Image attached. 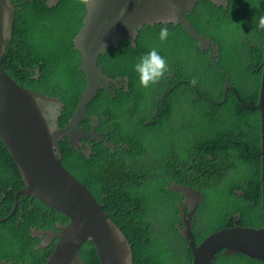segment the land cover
Instances as JSON below:
<instances>
[{
    "label": "trees",
    "instance_id": "obj_1",
    "mask_svg": "<svg viewBox=\"0 0 264 264\" xmlns=\"http://www.w3.org/2000/svg\"><path fill=\"white\" fill-rule=\"evenodd\" d=\"M14 2L17 20L4 68L20 87L60 99L64 110L57 125L62 128L86 87L75 39L84 23L87 0H61L55 7L43 0ZM260 15H264V0H228L227 7L198 1L191 20L200 33L220 46V70L184 26L175 23H167L166 40L159 39L161 25L145 26L137 46L125 39L100 54L103 71L115 80L129 77L130 86L100 89L86 113L88 118H99L97 130H109L111 142L130 148L113 154L104 142H95L89 157L69 147L65 139L59 143L61 161L106 204V212L132 245L134 264L192 263V249L175 228L180 220L178 193L169 190L180 179L192 180L206 197L200 206L204 213L198 216L202 220L197 217L194 229L197 244L220 228L263 225L262 127L257 108L264 70V29L256 26ZM151 49L166 59L168 70L144 87L134 65ZM176 78L193 79L198 91L216 102L223 100L228 78L235 93L228 91L227 101L215 105L201 98L192 85L176 86ZM165 92L169 93L160 101ZM173 122L179 127L172 128ZM82 125L93 129L90 119ZM109 160L119 176H112L106 168ZM0 184V218H4L25 183L1 138ZM6 193L11 194L6 197ZM20 200L16 213L0 223V234L12 237L11 245L0 240V262L47 264L54 248L37 249L31 227L55 229L56 223L67 224L69 219L37 199L30 201L21 195ZM81 258L84 264H101L91 241L82 247ZM216 262L263 264L239 252L227 255L224 250L218 252Z\"/></svg>",
    "mask_w": 264,
    "mask_h": 264
},
{
    "label": "water",
    "instance_id": "obj_2",
    "mask_svg": "<svg viewBox=\"0 0 264 264\" xmlns=\"http://www.w3.org/2000/svg\"><path fill=\"white\" fill-rule=\"evenodd\" d=\"M60 1L51 0L47 5L55 7ZM138 1L140 0H87L84 23L75 39L76 47L81 52V69L85 73L86 87L69 122L60 128L56 124L64 110L60 99L20 87L4 68V55L13 41L18 9L14 0H0V138L4 140L17 161L25 182V187L16 193V204L12 213L19 204V195L23 194L26 198H37L69 219L66 225L61 224L59 228L57 235L59 241L47 264H84L81 249L88 241L96 246L101 264H134L132 245L106 212V204L102 205L92 190L73 175L61 161L59 143L65 139H68L69 146L76 149L81 148V139L104 142L113 152L116 148L108 138L96 131L93 123V130H87L82 126L88 118L87 107L96 99L100 89L111 90L113 85L118 88L126 86L129 89L130 86L129 77L115 80L103 71L99 65L100 54L106 52L108 48L119 46L125 39L131 41L133 46H137L140 31L145 26L161 25L162 21L182 24L198 41L201 50L213 46L217 52L220 51V46L200 33L188 18L199 0H171L175 7L174 14L165 8L163 4L165 0H147L150 2V9L153 8L151 15L154 16L149 21H145L143 17L141 19L140 16L147 11L141 8L138 10ZM166 1L170 5V0ZM210 1L218 6H228V0ZM158 6L163 9H158ZM165 11L170 12L171 16L164 18ZM139 18V24L133 22ZM129 29H134L133 35ZM228 91L235 93L227 80L223 86V101L215 103L216 105L227 101ZM257 108L261 112L262 127L261 183L264 217V70ZM93 121L98 124L100 122L98 117ZM86 154L92 155V151ZM173 188L179 192L175 186ZM173 188L171 191H174ZM179 190L188 196H198V193L190 188L182 187ZM195 206L196 202L192 204L191 212L183 226L178 227L187 241V246L192 249L191 264H219L216 258L220 250H224L227 255L239 252L264 264V223L260 227L234 224L220 228L197 244L192 232L195 221L191 218ZM237 217L239 218L240 214Z\"/></svg>",
    "mask_w": 264,
    "mask_h": 264
},
{
    "label": "flooded vegetation",
    "instance_id": "obj_3",
    "mask_svg": "<svg viewBox=\"0 0 264 264\" xmlns=\"http://www.w3.org/2000/svg\"><path fill=\"white\" fill-rule=\"evenodd\" d=\"M22 1H25V0H22ZM51 0H47V2L46 3H49ZM220 2H224V0H219ZM146 2V3H145ZM157 2H159V1H157ZM167 2L168 1H164L163 2V4H164V6H165V8L167 9V10H169L170 11V5L169 4H167ZM130 3H131V1L130 2H128V6H130ZM149 3L150 2H148L147 0H140V1H138V3H137V6H138V10L141 8V9H146V11L147 12H145V13H143L140 17H141V19H142V17H143V19L146 21H149V20H152L153 18H154V16H152L151 15V9L153 10V8H151L150 9V7H149ZM170 3V2H169ZM144 4V5H143ZM151 5V4H150ZM160 6V5H159ZM157 7L158 9H163V8H161V7ZM197 7V6H196ZM196 9V8H195ZM142 10V11H143ZM150 10V11H149ZM195 11V10H194ZM194 11L193 12H191L190 14H189V16H188V18L191 20V16H192V14L194 13ZM169 16H171V13L170 12H167V11H165V13H164V18H167V17H169ZM133 22L134 23H137V24H139V22H140V18L139 19H137V20H133ZM191 22H192V20H191ZM209 38H211V37H209ZM212 39V38H211ZM127 41H129V40H127ZM138 42V41H137ZM122 43V42H121ZM120 43V44H121ZM117 47V46H116ZM205 54H208V57H209V60H210V62L214 65V68L216 69V70H220V62H221V59H222V57H221V53H220V51L219 52H217L216 51V49L213 47V46H211L210 48H206L205 50H202ZM222 71H224V70H221V72ZM177 72H179V71H176V73ZM172 77L173 78H175V72H174V74H172ZM199 80H200V82L203 84V79L202 78H199ZM127 83V81H125V84ZM184 83H187V84H189V85H192L193 86V88H194V91L201 97V98H204V99H206L208 102H210V103H212V102H214V103H212V104H215V103H217L216 101H214V100H211V99H209V98H207V97H204L199 91H198V88H197V85H196V83L194 82V80L193 79H190V80H185V79H183V78H180V79H178V78H176V86H180V85H183ZM121 84H123V83H121ZM169 92H165V93H163V94H161V96H160V101H163L164 100V96L166 95V94H168ZM216 105V104H215ZM88 117V116H87ZM94 118H96V117H89V118H87V119H90L91 120V125H92V123H93V125H95V128H96V131L97 132H99L97 129H98V126H100V124H98L97 122H94L93 121V119ZM51 122H52V119H51ZM100 123V122H99ZM146 123H151V121H148V122H146ZM56 124H57V121H56ZM93 125H92V128H93ZM83 126V125H82ZM171 127L172 128H177V127H179V124L178 123H175V122H173L172 124H171ZM93 130V129H92ZM171 134L173 133V131H169ZM100 134H102L105 138H108L109 140H110V138L109 137H107L108 135H110V131L109 130H106V131H104V132H99ZM79 139V138H78ZM113 144H115L116 145V148H115V152H113V154H118V152H119V150H121L122 148H130V146L129 145H127V144H125V143H121L120 145H117L116 143H114V142H112ZM81 144H82V146H81V148H78L79 150H81L80 152H83V153H85L86 154V152H88V151H92V153H93V147L96 145V143L92 140V139H88V140H82L81 139ZM185 146H186V143H184V148H185ZM69 147H71V146H69ZM72 148V147H71ZM76 149V148H75ZM118 149V150H117ZM87 155V154H86ZM87 156H89V157H91V155H87ZM107 163V165H105L106 166V168H108V170H109V172L111 173L112 172V176H114V177H117V176H119V175H116L115 173L118 171V169H116L115 167H113V165H112V162H111V160H109L108 162H106ZM110 176H111V174H110ZM176 187L177 189H178V191L179 192H176L175 190H174V188L173 187ZM182 187H186V188H190V189H192L194 192H196V193H198V196H196V197H192L193 195H185L183 192H181L179 189H181ZM173 188V190L175 191V193H178V194H176L179 198H178V203H177V206L180 208V211H179V221L177 222V224H176V226H175V228L177 229V231H179L178 230V227L180 226V227H182L183 226V224H184V221H185V219H187V216H188V214H190V212H191V206H192V204L194 203V202H196V208H194L195 210H194V213H192V215H191V218L195 221L194 222V226H193V228H192V232H193V234H194V229L196 228V225H197V223H196V220H197V217L201 214V213H204L203 211H201V209H200V206H201V204H203V202L205 203V201H206V197L203 195V193L201 192V188L200 187H197L195 184H194V182L191 180V181H189L188 179H180L179 180V182H176V183H174L170 188H169V190H171ZM21 190V189H20ZM18 192V191H17ZM16 192V193H17ZM21 195H23V194H20L19 195V197H18V206L20 205V203H21V200H20V196ZM15 196H16V194H15ZM24 197H25V199H29L30 201L32 200V199H37V198H31V197H28V198H26V196L25 195H23ZM105 197H107V195H105ZM38 200V199H37ZM40 201V200H39ZM41 202V201H40ZM43 203V202H42ZM15 204H16V198L14 197V203H13V206H12V209H14V207H15ZM30 209L32 210L33 209V206L32 207H30ZM186 209V210H185ZM199 218V217H198ZM200 220H202L201 218H199ZM65 221V220H64ZM63 221V222H64ZM61 224H62V222H58V223H56V228L55 229H42V227L40 226V225H37V226H33V227H31V230H33V237H34V239H36L37 240V249L38 248H44V249H50V248H54V251H55V247H56V245L58 244V241H59V239L57 238V235H58V232H59V228H60V226H61ZM64 225V224H63ZM66 225V224H65ZM36 229H38V230H40V231H43V234L40 232V235L41 236H43L42 238L40 237V236H37V237H35V231L34 230H36ZM158 229H159V232H161V226L159 225L158 226ZM180 233V232H179ZM196 235H199L198 233H195ZM181 235V234H180ZM182 236V235H181ZM183 237V236H182ZM35 240V241H36ZM53 255V254H52ZM51 255V256H52ZM50 256V257H51ZM50 259V258H49ZM49 261V260H48ZM84 262V261H83ZM14 262L13 261H8V263L7 264H13ZM21 264H29V261H27V262H22Z\"/></svg>",
    "mask_w": 264,
    "mask_h": 264
},
{
    "label": "clouds",
    "instance_id": "obj_4",
    "mask_svg": "<svg viewBox=\"0 0 264 264\" xmlns=\"http://www.w3.org/2000/svg\"><path fill=\"white\" fill-rule=\"evenodd\" d=\"M170 11L172 14L175 13V7H174V4L171 3V0H170ZM256 26L258 28L264 29V15H260L258 17V20L256 21ZM129 30H130V33L133 35L134 29H129ZM158 36H159V39L161 41L166 40L167 37L169 36V27L167 26V22H163V21L161 22V27L159 28ZM167 70H168V68H167L166 59L163 56H161L160 53L156 49H151L149 52H147L146 54L141 56L139 58L138 62L135 63V65H134V71L138 74L139 81H140L141 85L144 87H148L150 84H153L156 81H158L160 78H162L164 76V74L167 72ZM228 81H229V78H228ZM3 142H4V140H3ZM5 146H6V144H5ZM6 148L8 149L7 146H6ZM114 152H115V149H114ZM15 162L17 163L16 160H15ZM17 165H18V163H17ZM18 167H19V165H18ZM19 169H20V167H19ZM20 171H21V169H20ZM21 173H22V171H21ZM22 177H23V173H22ZM24 187H25V185H24ZM7 192H11V189H9ZM8 194H11V193H6V197ZM18 207L19 206L17 205V208H16L14 213H12L13 212V209H12L8 216H5L4 218H0V223L5 222L9 217L13 216L16 213V211L18 210ZM31 231H32V236H33V230H31ZM34 231L36 233L35 237H37V236H40L41 238L43 237L40 235V232L43 234V231H40L38 229H36ZM0 240H3L7 244L11 245L12 237H8L7 235L0 234ZM2 262H6V264L8 263V261L4 260V261H1L0 264ZM13 264H18V263L15 260V262Z\"/></svg>",
    "mask_w": 264,
    "mask_h": 264
},
{
    "label": "rangeland",
    "instance_id": "obj_5",
    "mask_svg": "<svg viewBox=\"0 0 264 264\" xmlns=\"http://www.w3.org/2000/svg\"><path fill=\"white\" fill-rule=\"evenodd\" d=\"M151 149L154 151V150H157V147H156V145H152L151 146Z\"/></svg>",
    "mask_w": 264,
    "mask_h": 264
}]
</instances>
